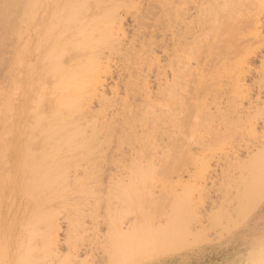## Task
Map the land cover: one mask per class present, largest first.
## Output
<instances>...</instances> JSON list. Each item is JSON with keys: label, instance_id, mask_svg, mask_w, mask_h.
I'll use <instances>...</instances> for the list:
<instances>
[{"label": "rangeland", "instance_id": "1", "mask_svg": "<svg viewBox=\"0 0 264 264\" xmlns=\"http://www.w3.org/2000/svg\"><path fill=\"white\" fill-rule=\"evenodd\" d=\"M133 1L131 3V6L133 4L132 8L133 7L135 8L136 4H138L137 2H140L138 6H136V8L138 9L139 7L138 10L141 13H145L146 11L149 10L148 7H150L151 9L153 5H154L153 7L154 9L152 8L150 12H153L152 10L154 11L159 10L158 9L159 7L155 6L156 2L153 0L151 2H149L150 0H139V1L133 0ZM27 2L28 0H0V92H1L0 117L2 116L0 118V129H1L0 133L3 132L2 134H4L6 132L5 130H7L6 132L7 134L3 135V136L7 135V137L8 135L16 136V137L17 136L27 137L29 134L45 135V132L46 133L49 132L44 129L47 128V125L49 123L48 120L52 118V115L53 117L60 116V115L59 116L56 115L55 113L56 108L53 107V104L55 103L54 106L56 107L58 105L57 108L60 109V110L57 109L58 114L59 112L62 113L63 112L62 110H64V112H66L67 114L63 112L64 115L61 114L63 117L60 116V118H58L59 120L58 119L56 120V118H52L50 120H53V123L55 121L59 123L58 121L63 120L62 122L66 127V130L65 127L64 130L67 131L68 133L72 132V128H71L73 127L72 126L73 124H71L72 121L74 119H77V121L79 120L78 121L79 123L77 124L80 125L77 127L78 128L80 127L81 130L80 131L77 129L78 133L83 132L85 136H89V137H91L90 135L91 133L94 138H96L95 135L96 136L98 135L97 138H99L100 136L101 140L103 141L107 136L113 138V141L109 143V145L108 143L107 144L103 143V141L101 144L103 147L101 145H98L102 148L100 149L101 152L100 150L99 151L94 150L95 152L97 151V153L92 151L95 154L100 155L98 156L100 157V159L96 157V161L94 162V167H93L98 170L99 174L94 175L92 173L93 175L92 176L90 173L93 171L90 170L89 175L92 178L89 177H88L89 179L86 178L87 181L84 179V182L85 181L86 182L85 184L81 185V187H83V189H81L82 193H79L80 189L78 190L79 192L76 191L81 195V196L78 195V197L80 196L79 198H77L78 201H74V202L70 201V204H72L73 207L69 206L68 208H63L65 210L57 208L54 211H51L52 213L56 211L61 214L59 215L57 213V215L59 216L58 221L60 223V228H61L58 234L59 236L58 239L60 240V243L63 245L64 239L67 235V225H68V220L66 219V215H67V217H71V219L75 218L77 220V218H79L80 220L79 219L78 220L82 221L81 223H83L84 221V223L86 224L84 228L88 227L87 228L88 230L85 229L86 230V231L84 230L85 232L83 231L76 235L77 241L79 240L78 244L82 248L80 257L77 260L79 262L85 260L91 262V260L92 261L94 260V263L96 262V264H112V263L113 264H264V199L259 204V206H257V208L245 220L241 219L243 218V216L238 214L239 210L236 209L234 211L235 209L234 207H237L239 209L237 202L238 197H236L238 186L240 187V185L242 184L241 181L243 180V178L244 180L242 182L246 184L247 179L245 178L251 177L250 176L251 174L250 175L248 174L250 173V171L248 172V169H250L249 167H251L253 165L252 163L255 162V159L252 158L258 156L259 154L264 153V141H263L264 139L260 138L259 141H254V137L251 136L252 130H250L249 128L250 126L249 127L244 126V124L247 125L245 117L238 118L237 116H229L227 118L228 121H226L225 124L219 121V118L224 117L227 113V110L230 109L231 106L230 104L226 103L225 94L224 95L222 94L225 93L224 91L225 88H223L220 85L216 86V84L212 83V85H210V83H208V87H209L208 89L210 90L212 95H214L213 91H215L216 89L219 88L223 89V91L221 89H219L220 91L218 90L219 92L217 90H216L217 92L215 91V94L217 96L220 93L221 96L223 95L224 99L222 104L217 103V105H215V103H213L211 99H209V101H207V103L205 104L199 102L197 105H194L193 102H190V104L186 106L187 110L186 112L184 111L183 117L179 118L170 115L165 125L167 128L166 129L164 127L162 128L161 120H160V102L155 98L159 86L158 85L159 80L157 77V70H158L157 62L155 61H157L156 58L158 59L160 58L162 60V63L163 62L167 63L168 61L167 58L163 56L161 48L158 47H153V49H149L150 47L148 48V45L150 44L151 41L153 42L154 40L156 42L157 41L159 42L161 40V36L157 31L158 24L156 23L154 16H149L150 15L149 14L147 16H149L150 19H146V16L144 14V19H146L145 22H141L139 19L138 22H140L141 26L146 27L145 28L146 31L144 29H142L143 31L140 30L141 26L137 27V24L139 23L136 21L137 22L136 24L134 19L135 15H132V13L134 12L137 13L136 12L137 9L133 8L132 11L129 8V14L131 10L132 13L130 15L132 16H130L129 14H124V13H128L127 7H129L130 5L129 6L127 5V7L122 8L123 10L122 12L121 9L118 10L119 11L118 14H120L123 17L122 19L123 31L125 32V33L123 32V34L125 35L123 34L120 35V42H123L122 47L124 46V50L122 51V47H121L118 50L121 51V54L120 52L118 53V51L114 52L118 54L117 55L112 54L113 56L110 55L111 60L108 58L110 61L105 60L106 62L103 64L105 67H107V69H109L108 71L110 72V73L108 72L110 75L107 74L108 76H107V85L105 87V91H106L105 95L107 96V98H110L111 100L109 99L105 101L103 106H101L102 103L99 104V102H97L96 99H91L87 102L86 107H83L80 110L81 115H79L80 114L79 113L78 118L77 117L74 118L73 116L75 115L74 112L77 111L75 109L77 106L73 105V103L76 102V100H78L76 94H80L77 93L79 91V86L76 85L78 86V88H76L77 91L75 95H72L75 93L73 92L75 90L74 88L73 91L72 90L68 91L70 99H68L66 95V93L68 92L64 91V95H66L64 98L65 100L66 98L68 99L64 102L67 104L69 103L71 104H69L68 106L66 105L67 107H69L68 109L66 107H63L65 104L61 99L64 96L62 95L63 91H61V88L59 87L58 89H60L59 93H62L61 95L56 91V89L55 91H52L54 89V84L51 82L54 81L53 79L50 80V82L48 80L53 77H50L45 74L46 73L45 71L48 69L44 68V66L45 67L46 65L51 66L50 64H52V61L50 62L45 61L44 58H42L47 63L46 64L45 62H43L41 58L38 61L36 57L33 55L32 52L33 49L35 48L34 46H37L38 44H40V42L36 41L37 44L35 45L36 42L30 41L31 44H28L29 43L28 40L34 37V33H36V31L40 30L41 32L43 30L41 26L42 19L40 20V17L42 18L41 15L44 14L43 11L44 8L46 7V4H50L52 2L54 4L56 0H49V1L37 0L36 2L38 3H36V5L37 4L38 5L35 7L40 9L38 11L37 9H34L35 17L32 18L33 20L30 18L31 15H29L28 13L29 6L28 7L26 6ZM124 9H126V11H124ZM16 11L19 12H17L16 14L15 13ZM18 13L19 14L21 13L20 14L21 16H18L19 15ZM151 17L154 19H151ZM261 20H262V27L260 30L262 34L260 40H262L261 42H264V16L261 18ZM147 22H149V24H147ZM141 23L143 24L145 23V25H142ZM150 27L152 29H150ZM42 32L41 35H44V31ZM145 32H148L149 34L147 33L145 34ZM149 37L151 38L149 39ZM41 38H43V36ZM147 38L149 39V42ZM18 41L20 42V44L18 43ZM24 42L25 43L27 42L28 45H26ZM246 44L251 46V48L253 49L259 45L258 42L253 40H251ZM30 45H32L31 46L32 51H29ZM20 46L21 48L23 47L24 49H27L26 47H28V49L24 53L26 55V58L24 57L25 55L21 56V54H23L24 52V49L22 48L23 49L22 50L21 48H19ZM125 48L126 50L129 48L128 51H125ZM144 49H146L147 51ZM222 49L215 50L213 52V55H215L217 51H221ZM20 51L21 52L23 51L22 53H20V57H16V55L17 56L19 55L18 53ZM137 51L140 53L142 52L141 56L144 55L143 56L144 58L141 57L143 59L142 60L143 62L141 61V63L136 62L138 60L136 54L139 55V53L135 54V52ZM106 53L108 55L107 51ZM261 54L262 56H264V49L261 50ZM13 56L16 57V59ZM12 57L14 59H12ZM135 57L137 60L134 59ZM64 58L66 59V57ZM148 61L149 62L151 61V63L150 65L147 66V64H149ZM9 62L11 63V65ZM250 66L254 69L253 71L254 75L252 78L251 77L247 78L246 84L252 88V96L255 102L252 105H250L248 102H245L244 108L247 111H249L250 114L259 115L264 112V92L259 94L256 85H252V83L255 79H257V75L255 71L260 70L261 68V56L257 55V58L252 57L250 59ZM9 68L10 71L12 70L11 72L9 71ZM80 73L82 74V72ZM76 76L80 77V74L78 73ZM46 83L48 84V86H50L49 88L47 87V85L45 86ZM145 85H148V87L145 88ZM76 86L74 85V87ZM40 92L41 94H43V96L39 94ZM49 92L50 94H48ZM82 92L85 95L86 93L85 90H82L81 93ZM145 92L146 94L149 93L152 94V99L150 101H146V102L144 101ZM27 93L29 94V96ZM53 94H56L55 95L56 98L60 96L61 97L58 98V100L57 99L53 100L54 99ZM83 94H81L80 97ZM51 95H53L52 98L50 97ZM33 96L34 98H32ZM72 97H75L76 100L73 99L74 100L73 101ZM42 98L43 100H41L40 102L39 99ZM60 99L61 101H59ZM62 102L64 104H62ZM88 103H90L89 104L90 107ZM49 104L52 106H50ZM60 106L62 107L60 108ZM39 107L41 111L39 110ZM51 108L52 109L54 108L53 110H55L54 113L56 116L52 114L53 112L52 113L48 112L50 111ZM65 108L68 112L65 111ZM73 108H74V112H73ZM87 108L91 109L88 110L89 113L92 112L93 113L92 114L87 113L86 110ZM82 110H84V112ZM36 111L38 112V115ZM82 114L84 115V118H86L87 115L88 116L85 120L83 118V120L81 121L79 118L80 116H82ZM42 115L45 118H43ZM84 121L86 122V124ZM108 121L109 123H105ZM62 122H60L59 124L56 123V125H58V127H61L62 125L60 126V124ZM4 124H7V126ZM50 125L51 126L53 125L52 127L54 128L56 127L54 126L55 123ZM50 125H48V129ZM255 127H256V132L262 134L264 132V121H262V119L257 120ZM83 128L85 129L83 130ZM43 129L45 131H43ZM52 129L53 128L49 129L50 132L52 131ZM55 131L57 132V134H60L58 133V129ZM75 131L76 129L73 132L75 133ZM59 132H63V129L62 131ZM215 135H218L219 138H213ZM120 139L123 140L125 139L124 141H127V142H123V140H121L123 142V143L121 142L123 144V145L121 144L123 148L121 147V145L119 147ZM210 139L214 141L209 143L210 144L209 148H204L199 150L189 149L190 146L196 142H201V141L206 142L209 141ZM244 143L245 144L247 143L250 146L249 150H246V148L244 147L245 145ZM262 143H263V147L259 145L258 147H256V144H262ZM104 144H106L107 146ZM22 145L23 144H20V147L19 148L17 147V149L13 151L9 147L11 146V144H7V145L3 144L2 146H4L5 149L1 146V148L4 150L1 151L0 148V152H3L2 153L3 156H1L0 153V158H1L0 163L1 161H3L2 158L3 157L6 158V156L9 157L12 151L13 153L11 154L12 156L10 157H13V159L11 158V160H8L7 163L8 166L11 165V167L13 164L14 169L15 166L17 165L16 163L18 162L15 159V157L17 158V156H19L21 158L20 160L22 161H27L29 160V158L31 159L32 158L30 157L32 156L31 153L30 154L25 153L24 154L25 156L21 157V155H23L22 153H24L22 149L24 148V146L22 147ZM104 146L106 148H104ZM120 150L122 151L120 152ZM7 152L9 153V155ZM98 152H100L101 154H99ZM95 154H91V156L93 155L94 157ZM27 155L29 158L28 157L25 158ZM83 155L85 156L86 153L85 154L82 153V155L77 157L76 160H80L77 163L82 162L84 160L85 163L88 162L89 156L88 157L85 156L87 159L83 158L84 159L83 160L82 159V157H84ZM123 155H125L124 160H123ZM128 157L130 159L132 158L133 159L130 160ZM94 158H92L91 159L92 161L91 160L90 161L93 162ZM235 158L238 160L236 161ZM226 159H227V163L230 162L231 166L233 165V162L234 164H236L237 162L236 164L237 166L233 165L236 166L235 169L232 166V169H234L233 171L231 169L230 164H229L230 167L226 166V162H225ZM250 159H252L253 161H251ZM138 160H140L142 163H139ZM137 161L139 164L137 163L136 165ZM206 163L209 164L208 166L210 169L208 168L206 170V175L203 177L202 165H205ZM196 164L197 167H195ZM80 165L84 166V163L82 162ZM239 166L240 167L244 166V167L240 168ZM100 167L101 169L103 168L102 169L103 172L100 169ZM228 168H230L229 169L230 172L229 170H227ZM236 169H238V171ZM239 169L243 170L244 173V175L242 176L243 178L241 177V174L243 173H241L242 171H240ZM197 170H200L198 172L199 174L196 173ZM179 173H181L182 176L179 177L178 176ZM0 176H2L0 177V188L2 187L4 188V190L9 192L7 194V192L5 191L4 193L6 194V196L11 197L10 199V201H12L11 203L16 202L17 204H20L22 208V203L26 201L27 198L29 197L27 196L28 192L24 190L25 189L23 184L24 180L20 178V176L19 179L17 180L16 176L14 175L16 178L15 181H13L12 183L9 182L10 184H8L5 182L7 176L3 173H0ZM201 176L203 179L202 178L199 179V177ZM233 177L235 179H233ZM81 178H83L82 174H81ZM239 180L241 184L237 183ZM227 182L230 183L229 185L230 187H226L229 184ZM233 182L236 185H234ZM20 186H23V188L21 189ZM243 186L244 184H242L239 189L241 188L243 189ZM109 187L110 190H108ZM51 188L52 186L49 188L48 192H46V196L45 193H41L40 195L35 197V198L38 197L37 198L38 200L36 199L37 202L38 201L41 202L38 204H42V202L47 200L49 201L48 203H51L50 202L51 198L53 203L56 201L61 202L62 200L58 199V197L61 195L60 197L63 198L64 195L69 194L67 193V191L66 192L63 191L61 193V191L64 189L63 187L61 189L55 185L51 190L52 193L49 192ZM106 188L108 191L106 190ZM57 189L59 190L61 189V191ZM225 189H227L228 197L224 195L226 194ZM74 192L75 191H72V193ZM72 193L70 192V195ZM77 193H75V195ZM49 194L51 196H49ZM71 197L74 196L71 195ZM35 198L33 197L32 200L34 201ZM69 198L70 196H68V199ZM223 198H230V200H232L233 202L228 204L226 203L225 199L223 200ZM235 198L237 199L234 200ZM230 200L227 201L230 202ZM223 201H225V203ZM34 202L37 204L36 201ZM223 203L224 205L225 204L227 205L226 208H224L226 205L225 206L222 205ZM140 204L141 206H139ZM231 205L233 206L234 209L230 208ZM223 209L226 210L228 209V212L231 209L229 213L234 219V221L233 220L232 222L229 221L231 223L227 221L229 220V218H231V216L227 217L229 214L226 215V213H228L226 212V210H225L226 213H224L225 217L224 214L219 215L220 211L221 213L224 211ZM21 211L22 212H20L19 209H14L13 211H8L7 214L3 215L2 218H0V225L2 224L0 226V258H2V260H0L1 261L0 264L1 263L4 264L3 262H5V259H6L5 264L7 262L8 264H15V261H19L16 260L17 253H15L14 251L17 249V247H19V245H16V242L18 240L20 243L24 241V239H22L23 237L21 234L24 233L23 235L26 239L28 233L30 236V233L32 231L34 233L35 231H37L38 228L37 225L42 222V219L47 218L45 221L43 220L44 222L42 224H40V226L43 227L45 222L51 216L49 214V216L47 217H45L44 215V217L42 216L43 218H38L39 216L37 215L36 216L34 215L31 216L29 214L26 215V213H23V210ZM236 211L238 216L234 218L235 217L234 215H237L236 213H234ZM240 212L241 214L243 213V211ZM215 215L218 217L222 215L223 217L221 216L222 217L221 219V217L217 218L215 217ZM226 217L228 218L227 220H225ZM94 218L96 219L98 218L97 219L98 222L93 221L92 223L91 221L94 220ZM211 220L213 221L215 220L217 223ZM30 221L31 222L36 221V223L38 224L34 225L35 227H32L29 225ZM109 222H111L112 224H120V222L121 223L123 222L124 225L122 223V226L124 227H122L121 229V231L124 230L122 231L123 236H125L126 239H128L129 243L132 241L129 244L128 250L125 251V254L123 256L121 255L122 253H124L122 251H119L121 253L119 254L121 255L120 257L119 255H116L118 254L117 252L116 253L114 252V255L113 253H111L112 255L108 256V254H110V252L107 251L109 250V247H111V249H116V247L112 246L114 244L111 243L112 245H109V243L112 241L114 243L117 242L116 240L113 239L111 240L110 238L113 237L118 240L117 232H115L116 230H112V227L110 226ZM22 223L24 224L22 225ZM27 225H29L30 227ZM211 225L213 227L215 226L214 230ZM28 227L29 230H27ZM20 228H23L25 230ZM188 229L190 230L193 229V231L190 232L188 231ZM34 233H33L34 237L32 236L31 240L36 241L40 239V236H38L37 233H35L34 235ZM19 234L21 236V240ZM35 237H37L36 240ZM130 237L132 238L131 240L129 239ZM19 242H17V244ZM82 244L84 245V247H82ZM137 245L140 247V248L138 247V250H137ZM64 247L65 246L63 245L61 251L66 252V249ZM105 251L107 253H105ZM86 252L88 254H86ZM9 254H11V258H13V256L15 257L12 259V261L11 258L8 257L10 256ZM114 258L115 260L113 262L112 260Z\"/></svg>", "mask_w": 264, "mask_h": 264}, {"label": "bare ground", "instance_id": "2", "mask_svg": "<svg viewBox=\"0 0 264 264\" xmlns=\"http://www.w3.org/2000/svg\"><path fill=\"white\" fill-rule=\"evenodd\" d=\"M31 1L28 0L26 6L27 7L29 6V9L28 8L27 9L29 10V12H28L29 15H31L30 18L32 19L33 17H35L34 16L35 15L34 9H37V11H38L40 8L35 7L38 5V4L36 5V3H38V2H36L37 0H31ZM130 1L131 0H56V2H54V4H53V2L50 4H46L44 11L42 10L44 12V14L41 15L42 18L40 17V20L42 19L41 26L43 28L42 31H44V35H41L43 32L41 31L42 32L41 33L40 30H38V31H36V33H34V37L30 38V36H29V38H30L29 40L27 39L28 37L26 38L29 42L28 44H31L30 41L40 42V44H38L37 46H34L35 48L33 49V52H32L38 61L40 58L41 59L44 58L45 61H49V62L52 61V64H50L51 66H49V65H48L49 67L47 65H46V67L44 66V68L48 69V70L45 69L46 71L44 70L46 72L45 74L50 76V77H53V78H50L49 80L47 79L49 82L52 79L54 81V82H51L54 84V89L52 91H55V89H56V91L59 93V90H60V89H58V87H59V88H61V91H63L62 92L63 94L62 93H59V94L64 95V91L68 92L70 90L73 91L75 89L73 91V92H75L74 94L70 93L72 95H75L76 91H77L76 88H78V86H79V91L77 93H80V94H76V95L78 97L77 99L79 100V98H80V100L78 101V100H76L75 97H72V100L73 99L76 100V102H74L73 105L78 107V109H77V107L75 108V106H74V108L78 111V113H77V111H75L77 114L74 112V108H73L74 114L77 115V116H75L72 113L74 115L73 116L74 118H76V117L78 118V116L81 115L80 110L83 107H86L87 102L89 100L96 99L97 102H99V104L102 103L101 106H103L104 102L110 99V98H107V96L105 95L106 94L105 93L106 92L105 87L107 85V76L110 75L109 74L110 72L108 71L109 69H107V67H105L103 64L106 62L105 60L108 61L110 59V55L113 56L112 54H116L114 52H117L122 47L123 42H120V35H122L124 32L123 31V20H122L123 17L120 14H118L119 13L118 10L121 9V12H122L123 11L122 8L127 7V5L131 6V3L133 0L131 2ZM151 1L152 0H150L149 2H151ZM153 1L156 2L155 6L159 7L158 11L152 10L153 12H150L151 9L154 7V5H153V7H151V9H150V7H148L149 8L148 11H146L145 13H141L138 10L139 7H138V9L136 8V6H138V4L140 3V2H137L138 4H136V6L134 5L135 8L138 10V11L136 10L137 13L134 12L135 13L134 14L131 12V10L134 8V7L132 8V6H133V4H132L131 7L130 6L127 7L128 13H124V14H129V8H130L131 9L130 14L132 13V15H135V18L133 17L135 19V22L136 21L138 22V19L141 22H145L146 19H150L149 16H154L155 21L158 24L157 25L158 26L157 31L159 32V34L161 36V40L159 42L158 41L156 42L154 40H153V42L151 41L152 43L150 42L151 45L149 44L148 48L149 47H150L149 49H153V47L161 48L163 56L166 57L167 61H168L167 63H164V62L162 63V60L160 58L159 59L156 58L157 61H155V62H157V69H158L157 70V77L159 80V83H158L159 86H158L155 98L160 102V120H161L162 128L163 127L165 129L167 128L165 125H166V122L168 121V118L170 117V115H173V116H176L179 118L183 117L184 111L186 112V110H187L186 106L189 105L190 102H193L194 105H197L199 102H202L205 104V103H207V101H209V99H211V101L213 103H215V105H217V103L222 104L223 99H224L223 95L225 94L226 103L230 104L231 106H230V109L227 110L226 115L222 118H219V121H221V123L225 124L226 121H228L227 118L229 116H237L238 118L245 117L247 125L244 124V126L245 127L250 126L249 127L250 130H252L251 136L254 137V141H259L260 138L264 139V132L262 134L257 133L256 127H255L257 120L262 119V121H264V119H263L264 112L259 114V115H253V114H250L249 111H247L244 108L245 102H248L250 105L254 104V102H255L254 98L252 96V88L246 84V81H247L248 77L252 78L254 75V72H253L254 69L250 66V59L252 57L257 58V55L261 56V68H260V70L255 71L256 75H257V79H255L253 81L252 85H256L259 94L264 92V56H262V54H261V50L264 49V42H261L262 40H260L261 34H262L261 30H260L262 27L261 18L264 16V0H153ZM126 2H128L129 4ZM133 3H134V1H133ZM149 5H150V3H149ZM17 6H18V4H17ZM28 10H26V11H28ZM124 11H126V9H124ZM17 12H19V11H16L15 13L17 14ZM12 13H14V12H12ZM37 13H39V12H37ZM20 14L18 16H21ZM144 14L146 16V19H144ZM132 15H130V16H132ZM147 15H149V16H147ZM14 16H15V14H14ZM124 16H127V15H124ZM141 18H142V20H141ZM151 19H154V18L151 17ZM137 22H136V24H137ZM138 23L139 24H137V27L141 26L140 22H138ZM10 24H12V23H10ZM141 24L145 25V23L144 24L141 23ZM147 24H149V22H147ZM151 27H150V29H152ZM145 28H146L145 26H141L140 30H142V29L145 30ZM137 33H138V31H137ZM146 33L149 34L148 32H145V34ZM123 35H125V34H123ZM27 36H28V34H27ZM42 36H43V38H41ZM8 37H9V35H8ZM151 37H149V39ZM149 39H148V42H149ZM20 40H22V39H20ZM251 40L259 43V45L254 49L251 48V46H249L248 44H246V43L250 42ZM18 43L20 44L19 41H18ZM25 44L28 45L27 42ZM36 44H37V42L35 43V45ZM31 46L32 45H30V47H29L30 48L29 51H32ZM19 48H21V46ZM26 48L28 49V47H26ZM27 49H24V52L22 51L23 54H21V56L25 55L24 53L26 52ZM128 49L126 50V48H125V51H128ZM218 49H222V50L217 51L215 53V55H213V52L215 50H218ZM123 50H124V46L122 47V51ZM144 50H146V49H144ZM106 51L108 52V55H107ZM22 52L20 51L18 53L19 55L18 56L16 55V57H20V53H22ZM119 52L121 54V51H118V53ZM142 52H143V49H142ZM142 52L141 53L138 51L135 52V54L139 53V55L136 54V57L138 58V60L136 59V57L134 58L135 60H137L136 62H138V63H141V61L143 60L142 58H144L143 57L144 55L141 56ZM13 57H12V59H14V58L16 59V57H14V58ZM24 57L26 58V55ZM64 57H66V59ZM44 60H43V62H45ZM150 63H151V61L149 62V64H147V66L150 65ZM108 64H109V62H108ZM10 65H11V63H10ZM9 71H10V68H9ZM80 72H82V74ZM78 73L80 74V77H78L79 75L76 76ZM129 75H131V74H129ZM48 76H47V78H48ZM76 78H79V79H76ZM145 79H146V77H145ZM208 83H210V85H212V83H213V84H216V86H218V85L222 86L223 88H225V90H224L225 93H222L223 94L222 96L220 95L221 93L220 94L218 93L220 96L219 95L217 96L215 94L216 90L218 91L219 89H221L223 91L222 88H219V89H216L215 91H213L214 95H212L210 90L208 89L209 88ZM10 84H9V87H10ZM46 85L48 88L50 87V86H48L47 83L45 84V86ZM74 85L75 86L78 85V86L74 87ZM146 87H148V85H145V88ZM80 90L81 91L85 90V92H86L85 95L83 94V92L81 93ZM49 91H50V89H49ZM147 91H149V90H147ZM146 92H145V98H144L145 102L150 101L152 99V94L151 93L146 94ZM39 94L41 96H43V94H41V92ZM48 94H50V92ZM56 94H53L54 96L51 95L50 97L52 98V96H53V98H54L53 100H56V99L58 100V98H60L61 96L56 98V96H55ZM81 94H83V95L80 97ZM66 95H67V98L70 99L69 92L66 93ZM66 95H64L63 98H61L63 102L68 100L67 98H66V100L64 98ZM28 96H29V94H28ZM32 98H34V96ZM43 98L39 99L40 102H41V100H43ZM82 98H83V100H82ZM61 99L59 101H61ZM63 102H62V104L65 103V102L64 103ZM90 103H88V105ZM50 104H51V101H50ZM54 104H53V107L56 108L55 109L56 115H58V116L60 115L61 117H63L61 114H63L64 110H62L63 111L62 113H60L58 111L59 112V114H58L57 113L58 105L55 107ZM62 104H59V105H62ZM69 104H71V103H69ZM69 104L65 103L63 107H66L68 109L69 107H67V106ZM37 106H39V105H37ZM50 106H52V105H50ZM61 107L62 106H60V108ZM89 107H90V105H89ZM66 108H65V111H67ZM7 109H9V108H7ZM51 109L48 112H50V113L53 112L52 114L55 115V113H54L55 110L52 109V111H51ZM62 109H64V108H62ZM33 110H34V108H33ZM39 110H40V107H39ZM58 110H60V109H58ZM86 110H87V113H89L88 110H91V109L87 108ZM82 111L84 112V110H82ZM148 111H149V109H148ZM257 111H259V110H257ZM9 112H11V111H9ZM34 113H35V111H34ZM64 113H66V112H64ZM85 113H86V111H85ZM85 113H84V115H85ZM92 113H89V114H92ZM143 113H142V115H143ZM37 115H38V112H37ZM84 115L82 114L83 117L80 116L79 119L81 121L83 120ZM60 116L59 117H57V116L53 117V115H52V118H56V120H57L58 118H60ZM87 116H86V118H87ZM42 117L45 118L43 115H42ZM50 117H51V114H50ZM52 118H50V119H52ZM86 118H84V120ZM142 118H144V117H142ZM50 119L49 120L47 119L49 121V123L50 124L55 123L54 126H56V127L54 128V127H52L53 125L51 126L48 123V125L51 126V127L49 126V129L53 128L54 129V130L52 129L53 132H56L55 130L58 129V133H60V134H57V132L56 133H53L52 131L50 132V130L48 129V125H47V128H44V129L46 131H49L50 133L45 132V135H42V134H38V135L32 134L31 135V134H29L27 137H24V136H17L16 137V136H9L8 135V137H7V135L3 136L5 134H7L6 133L7 130H5L6 132L4 131L5 132L4 134H2L3 132L0 133V135H1L0 136V148L3 144H6V145L11 144V146H9V147L11 148V150L14 151L17 149V147L18 148L20 147V144H23L22 147L24 146V148H22V149H23L24 153L21 152L23 154V155H21V157L25 156L24 155L25 153H27V154L31 153L32 154V156L29 155L30 157H32L31 159L28 157V155L25 157V158H27V157L29 158V160H27V161L20 160L21 158L19 156H17V158L15 157V159L18 161L16 163L17 165L14 163L16 165L15 169H14L13 164L11 167V165L8 166V163H7L8 160H11V158L13 159V157H10V156H12L11 154L13 153V151L10 155L7 152L9 157L6 156V158H4V157L2 158L3 161H1V163H0V171H2V172H0V173H3L7 176V178L5 179V182L10 184L13 181H15L16 178L18 180L19 176H20V178H22L24 180L23 181V184L25 187L24 190L26 192H28L27 196H29L28 198H30V199L27 198V200L24 201L23 203L20 202V203H22V208H21L20 204H17L16 202L11 203L12 202V201H10L11 197L6 196V194L4 193L6 190H4V188L1 187L0 188V218H2L3 215L7 214L8 211H13L14 209H19L20 212H22L21 210H23V213H26V215L27 214H29L31 216L37 215V216H39L38 218H43L44 215H45V217L49 216V214L51 215L48 218V220L45 222L43 227L40 226V224H42L47 218L42 219V222L39 224L36 223V221L35 222L30 221L29 225L32 227H35L34 225L38 224L37 225L38 228L36 226L37 231H35V233H37L38 236H40V239L36 240L37 237H35L36 241L31 240V237L33 236V233H34L33 231L30 233V236L28 233L26 239L23 235L24 233L21 234L23 237L22 239H24V241H22L20 243L18 240L17 242H19L20 244L19 243L17 244V242H16V245H19V247H17V249H16L17 251L15 250L14 252L17 253V259L16 260H19V261H15V264H96V262L94 263V260L93 261L91 260V262H89L88 260H85L82 262L77 261L78 258L80 257V253H81L82 248L78 244L79 240L77 241L76 235L80 232H83L85 229L88 228V227L84 228L86 226L84 221H83V223H81L82 221H79L80 220L79 218H77V220L79 219L77 221L75 218L71 219V217H67V215H66V219L68 220L67 235H66L64 242H63V245L65 246L64 248L66 249V252L61 251V249L63 248V245L60 243V240L58 239V237H59L58 234L61 230L60 223L58 221L59 216L57 215L58 212L55 211V212H53L54 213L53 214L51 211H54L57 208L63 209V208H68L69 206L73 207V205L70 204V201L71 202L78 201L77 198H79L81 196L79 193H82L81 189H83V187H81V185L85 184V182L87 181L86 178H88V177L92 178L89 175L90 170L93 171L90 173L91 175H92V173L94 175L99 174L98 170L93 168V167H94V162L96 161V157H98L100 155L95 154V153H97V151L95 152L94 150L99 151L100 149H102L98 145H101L103 140H101L100 136H99V138H97L98 135L97 136L95 135L96 138H94L91 133H90L91 137L85 136V134L83 132L78 133L77 129L80 130V127L78 128L77 126H80V125L77 124V123H79L78 122L79 120L77 121V119H74L71 123V124H73L72 125L73 127H71L72 128L71 133H68L67 131H65L66 127L64 126V124L62 122L63 120H61L63 118L60 119L61 121H58L59 123L62 122L60 124V126L61 125L63 126V127L61 126L62 128L58 127V125H56L57 122L55 121V119H54V121H55L54 123H53V120H50ZM1 121H2V119H1ZM50 121H52V122H50ZM86 122H87V120H86ZM86 122H85V124H86ZM92 122H93V120H92ZM1 123H3V122H1ZM5 123H7V122H5ZM59 123H57V124H59ZM74 123H75V125H74ZM105 123H109V121L105 122ZM4 125L7 126V124H4ZM74 126H76V127H74ZM33 127H35V126H33ZM64 127H65V130H64ZM44 129H43V131H45ZM62 129H63V132H59V131H62ZM73 129L74 130L76 129L75 133L73 132L74 131ZM84 129L85 128H83V130ZM84 132H87V131H84ZM46 134H48V135H46ZM213 138H219V137H218V135H215ZM125 139H127V138H125ZM121 140H123V139H120L119 147L123 142H127L124 140L122 142ZM112 141H113V138L107 136L105 138V140L103 141V143H106V144L108 143V145H109V143H111ZM213 141L214 140L210 139L209 141H206V142H204V141L196 142V143L192 144L189 149L199 150V149L209 148V145H210L209 143H211ZM106 144H104V145H106ZM122 145H121V147L123 148ZM258 145L263 147V143L262 144H256V147H258ZM2 147L4 148V146H2ZM244 147L246 148V150H249V148H250V146L247 143L244 145ZM104 148H106V147L104 146ZM1 151H4V150L1 148ZM92 151H94L95 153ZM121 151L122 150H120V152ZM100 152H101V150H100ZM100 152H98V153L101 154ZM123 152H125V151H123ZM0 153H1V156H3L2 155L3 152H0ZM7 153H6V155H7ZM82 153H84V154L86 153V155H85L86 157L89 156L88 162L85 163L84 159L86 157L83 155L84 157H82V159L84 158L83 159L84 161H82V162L84 163V166L80 165L82 162H79L80 164L77 163L80 160H76L78 156L82 155ZM91 154H95L96 155V156L94 155L95 158L93 157V155L91 156ZM124 156L125 155H123V160L125 159ZM92 158H94L93 162H91ZM98 158L100 159V157H98ZM101 159H102V157H101ZM132 159H130V160H132ZM252 159H255V162H253V163L251 162L253 165L251 164L252 166L249 167L250 169H248V172L250 171V173H248V174L249 175L251 174L250 175L251 177L245 178V179H247L246 184L244 182H242L244 180V178L242 177L244 175L243 170L239 169L240 171H242L241 173H243V174H241V177L243 178L241 183L244 184L243 189L242 188L239 189L242 184L240 183V180L237 182V183H240L241 185L239 184L240 187L238 186V190L236 193L237 194L236 197H238V199L235 198L234 200L237 199L239 209L237 207H234L235 208L234 209L232 205H231L232 207L230 206V208L231 209L233 208L234 211L236 209L239 210L238 214L243 216V218H241L243 220L248 218V216L257 208V206H259V204L264 199V153L259 154L258 156L253 157ZM252 159H250V160L253 161ZM237 160L238 159H236V161ZM138 161H139V163H142L140 160H138ZM138 161L136 162V165H137ZM225 162H226L227 167L231 166L230 162L227 163V159ZM231 162H232V160H231ZM85 164H86V166H85ZM229 164H230V166H229ZM236 164H237V162H236ZM236 164H234V162H233V165H236ZM208 165H209L208 163H206L205 165H202V167H203L202 176L203 177L206 175V170L209 168ZM104 166H105V164H104ZM139 166H141V165H139ZM232 166H231V169H232ZM236 166H233V168L235 169ZM136 167H138V166H136ZM195 167H197V164L195 165ZM243 167H240V168H243ZM100 169H101V167H100ZM118 169H119V167H118ZM229 169L230 168H228L227 170H229ZM234 169H232V171ZM96 170H97V173H96ZM236 170L238 171V169H236ZM244 170H245V168H244ZM199 171L200 170H197L196 173H198ZM102 172H103V170H102ZM229 172H230V170H229ZM71 173H72V175H71ZM81 174H82L83 178H81ZM87 174H88V176H87ZM14 175L16 176V178ZM178 176L180 177V176H182V174L179 173ZM191 176H193V175H191ZM202 176L199 177V179L202 178ZM238 176H237V178H238ZM0 177H2V176H0ZM234 177H233V179H235ZM8 178H10V179H8ZM248 178H249V180H248ZM84 179L86 180L85 182H84ZM230 179H232V178H230ZM196 180H198V179H196ZM225 182H223V183H225ZM227 183H229V182H227ZM231 183H232V180H231ZM233 184H234V182H233ZM55 185L61 189H62V187L64 188L62 191H61V189L60 190L57 189V190L61 191V193L63 191H65V192L67 191V193H69V194L64 195L65 197L63 196V198H61L60 197L61 195H60L59 196L60 198L58 197V199H61L62 200L61 202L56 201L53 203L52 198H51V201H50L51 203H48L49 201L47 199H45L47 201L42 202V204H38L41 202L40 201L37 202L38 197L37 198H35V197L40 195L41 193H45V196H46V192H48L49 188L51 186L53 188ZM229 185H230V183L228 184V186H226V185H224V186L230 187ZM234 185H236V184H234ZM20 187H21V189L23 188V186H20ZM14 188H16V187H14ZM52 188L50 189L49 192H51ZM8 189H9V187H8ZM236 189H237V187H236ZM57 190H56V192H57ZM106 190H107V188H106ZM108 190H110V187ZM225 190H226V194H224V195L226 197H228L227 196V193H228L227 189H225ZM72 191H75V192L72 193ZM76 191L79 193H77ZM70 192L72 193L71 195H73L76 198L71 197ZM8 193L9 192H7V194ZM75 193H77V194L75 195ZM78 195H80V196L78 197ZM49 196H51V195L49 194ZM68 196H70L69 199H68ZM33 197L35 198L34 201H36L37 204L32 200ZM224 199H225L226 203H228V204L233 202L232 200H230V198H223V200ZM226 199L228 201L230 200V202H228ZM225 201H223V202L225 203ZM224 203L222 205H224ZM220 204H221V202H220ZM139 206H141V204ZM226 207H227V205L224 208H226ZM219 208H220V206H219ZM63 210H65V209H63ZM223 210H222L223 211L222 213L220 211L219 215L228 212V209L227 210L223 209ZM225 210H226V212H225ZM230 210H229V212H230ZM240 211H243V213H242L243 215L241 214ZM229 212L226 213V215L229 214L227 217L231 216ZM214 213H216V212H214ZM234 213L237 214V211ZM58 214L61 215L60 213H58ZM238 214L234 215L235 216L234 218H236L238 216ZM232 215H233V213H232ZM56 216H58V217H56ZM221 216H219V217H221ZM215 217L219 218L216 215H215ZM222 217H221V219H222ZM224 217H225V214H224ZM227 217L225 220L228 219ZM27 218H28V216H27ZM95 219L96 218H94V220H92L91 222L93 223V221H97L98 218L96 220ZM216 220H219V219H216ZM232 220L234 221V219L231 216V218H229V220H227V221L232 222ZM23 221H24V219H23ZM211 221H213V220H211ZM231 222H229V223H231ZM122 223L120 222V224H112L111 222H109L110 226L112 227V230H116L115 232H117L118 240L113 238V237L110 238L111 240L113 239V240H116L117 242L114 243L112 241L109 243V245L114 244L112 246L116 247V249H111V247H109V250L106 249L108 252H110V254H108V256L112 255L111 253H113V255H114V252L115 253L117 252L118 254H116V255H119V254H121L119 251L124 252L121 254L123 256L125 254V251L128 250L129 244L132 242L131 241L129 243L128 239H126V237L123 236L122 231H124V230L121 231V229L124 226H122ZM216 223H214V224H216ZM23 224L24 223H22V225ZM106 224H107V222H106ZM29 225H27V226H29ZM123 225H124V223H123ZM92 226H95V225H92ZM29 227L27 228V230H29ZM111 227H109V228H111ZM201 227H203V226H201ZM214 227H213V230H214ZM36 228H35V230H36ZM20 229H23V228H20ZM23 230H25V229H23ZM31 230H33V229H31ZM188 231L191 232V231H193V229L192 230L188 229ZM24 232H27V231H24ZM115 232H114V234H115ZM35 233H34V235H35ZM131 235H132V233H131ZM19 237L21 240L20 234H19ZM129 239L131 240L132 238L130 237ZM15 241H14V243H15ZM152 241H153V239H152ZM139 246H140V244H139ZM139 246L137 245V250H138ZM82 247H84L83 244H82ZM105 253H107V252L105 251ZM86 254H88V253L86 252ZM9 255L10 256H8V257L11 258V254H9ZM121 255H119V257ZM13 258H15V257L13 256ZM13 258H11V261ZM107 259H109V258H107ZM0 260H2V258H0ZM3 260H4V258H3ZM110 260H112V259H110ZM114 260H115V258L112 261L114 262ZM103 261H104V259H103ZM5 262H6V259H5ZM5 262H3V263L5 264ZM6 264H8V262Z\"/></svg>", "mask_w": 264, "mask_h": 264}]
</instances>
